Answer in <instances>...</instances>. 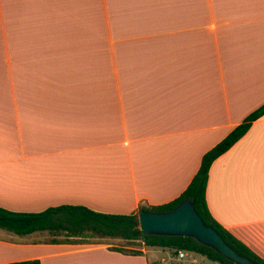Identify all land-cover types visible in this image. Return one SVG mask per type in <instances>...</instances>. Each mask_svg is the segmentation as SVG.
Instances as JSON below:
<instances>
[{"label":"crops","instance_id":"obj_1","mask_svg":"<svg viewBox=\"0 0 264 264\" xmlns=\"http://www.w3.org/2000/svg\"><path fill=\"white\" fill-rule=\"evenodd\" d=\"M263 104L264 0H0L1 207L168 203ZM206 198L264 259V115L212 164ZM48 236L0 228V264H153L121 238Z\"/></svg>","mask_w":264,"mask_h":264},{"label":"trees","instance_id":"obj_2","mask_svg":"<svg viewBox=\"0 0 264 264\" xmlns=\"http://www.w3.org/2000/svg\"><path fill=\"white\" fill-rule=\"evenodd\" d=\"M264 115V104L250 113L242 123L237 125L225 138L207 151L201 166L185 191L173 201L157 206L140 205L136 213L116 214L93 210L82 205H61L49 207L40 212L14 211L0 206V228L17 235H29L34 232L48 231L52 235H64L63 239L54 237L53 242L91 243L90 239L101 242L107 238H121L130 243L141 241L146 246L162 247L171 250L174 255L180 250L201 254L213 262L237 264L210 246L200 243L189 236H164L144 234L139 219L141 210L166 212L179 205L185 199H191L204 221L215 227L225 240L240 254L249 257L257 264H264V259L243 241L232 234L212 215L206 198L207 183L212 164L221 155L231 149L251 128L253 122ZM113 250L129 254H143L140 249ZM6 264H41L38 259L10 262Z\"/></svg>","mask_w":264,"mask_h":264},{"label":"water","instance_id":"obj_3","mask_svg":"<svg viewBox=\"0 0 264 264\" xmlns=\"http://www.w3.org/2000/svg\"><path fill=\"white\" fill-rule=\"evenodd\" d=\"M139 219L144 234L193 237L237 264H257L232 247L215 227L208 225L191 199L166 212L141 210Z\"/></svg>","mask_w":264,"mask_h":264},{"label":"rangeland","instance_id":"obj_4","mask_svg":"<svg viewBox=\"0 0 264 264\" xmlns=\"http://www.w3.org/2000/svg\"><path fill=\"white\" fill-rule=\"evenodd\" d=\"M40 235V234H38ZM41 235L43 236L44 240L49 239L48 236V232H41ZM91 243L93 242H98L97 239H90L89 240ZM113 246H127V242H113L112 243ZM146 245H144L141 241H138L135 243L134 247L135 248H142ZM151 252H150V257L151 260L153 262V264H190L188 262H180L178 260H176V255H174V253L169 250V249H165L162 247H153L151 246ZM196 254V258L198 259L197 263H191V264H221L219 262H213L210 259H208L207 257L195 253Z\"/></svg>","mask_w":264,"mask_h":264},{"label":"built area","instance_id":"obj_5","mask_svg":"<svg viewBox=\"0 0 264 264\" xmlns=\"http://www.w3.org/2000/svg\"><path fill=\"white\" fill-rule=\"evenodd\" d=\"M176 260L180 262H188V263H197L198 259L196 258L195 252L180 250L178 254H176Z\"/></svg>","mask_w":264,"mask_h":264}]
</instances>
